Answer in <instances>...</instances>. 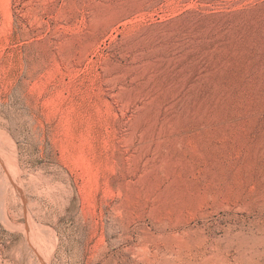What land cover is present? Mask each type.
Segmentation results:
<instances>
[{
    "label": "rangeland",
    "instance_id": "rangeland-1",
    "mask_svg": "<svg viewBox=\"0 0 264 264\" xmlns=\"http://www.w3.org/2000/svg\"><path fill=\"white\" fill-rule=\"evenodd\" d=\"M0 264H264V0H0Z\"/></svg>",
    "mask_w": 264,
    "mask_h": 264
}]
</instances>
